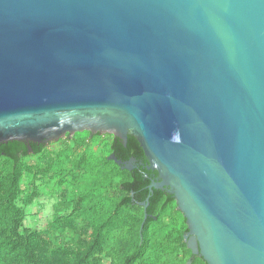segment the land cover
<instances>
[{
  "label": "water",
  "instance_id": "obj_1",
  "mask_svg": "<svg viewBox=\"0 0 264 264\" xmlns=\"http://www.w3.org/2000/svg\"><path fill=\"white\" fill-rule=\"evenodd\" d=\"M81 132L137 141L192 256L264 264V0H0V146Z\"/></svg>",
  "mask_w": 264,
  "mask_h": 264
},
{
  "label": "trees",
  "instance_id": "obj_2",
  "mask_svg": "<svg viewBox=\"0 0 264 264\" xmlns=\"http://www.w3.org/2000/svg\"><path fill=\"white\" fill-rule=\"evenodd\" d=\"M88 134L89 132L87 136ZM72 138L76 144L82 141L81 138H74V136ZM30 146L31 155L34 156L40 155L45 149L44 145L30 144ZM109 152L118 160L123 159L125 154H130L138 162L147 166L143 151L132 136H128L125 147L114 138ZM29 155L25 143L8 142L0 146V159L5 161L7 172L6 182L0 192V227L2 229L0 264H102L100 256L104 250L107 233L114 227L125 229L128 237L126 241L119 244L120 256L118 261H112V264H163L161 260L170 249L169 243L179 241L185 248L177 232L163 231L158 235V239H154L157 235L151 233L150 225L154 221L151 218L146 220L141 238L139 236L143 214L140 218L133 213L135 208L139 210L137 202H145L150 196L148 212L150 215H156L158 210L160 211L158 214H163L164 210L175 201L171 194L162 196L156 192L153 195L147 191L141 192L148 184L145 183L144 176H157L156 172L144 170L136 176L126 173L128 179L119 185L120 192L126 196L120 200L107 199L103 194L111 187L113 170L121 171L120 168L107 158H104V167L99 168L98 159L90 151H85L77 159L72 160L70 147L62 150L60 157L51 159L52 166L49 168L51 171L49 173L53 172L55 175V172L59 170L57 166L60 164L61 167L67 166L69 172L76 171L82 177H94L98 180L89 182L87 189L79 196L77 205L72 207L68 215H55L44 230L19 234L17 229L21 225L23 214L15 200L20 193L21 177L29 170L22 164V160ZM109 168L113 170L107 172ZM106 172L109 176L102 175ZM75 177L79 175L76 174ZM131 193H134V201L130 196ZM80 212L92 218L93 230L90 239L85 241L83 246L75 242L69 249L62 245L53 246L52 238H55L57 234L65 235V231L72 229L73 214L78 215ZM111 251L106 253L107 256H110ZM192 264H201V261L195 260Z\"/></svg>",
  "mask_w": 264,
  "mask_h": 264
},
{
  "label": "rangeland",
  "instance_id": "obj_3",
  "mask_svg": "<svg viewBox=\"0 0 264 264\" xmlns=\"http://www.w3.org/2000/svg\"><path fill=\"white\" fill-rule=\"evenodd\" d=\"M94 138H87V132H81L74 134V138H81L82 141L76 144L72 139L67 138L68 135L59 139L57 142L48 143L45 149L40 155H29L22 160V164L29 168L21 177L19 184L20 193L16 198L15 203L22 212V222L18 227L19 234H26L28 232L41 231L47 228L49 223L52 222L55 215H68L71 212L73 206L78 203V198L82 192L87 188L86 186L92 182H95L96 178H88L76 172H69L67 166H57L58 170L53 175L49 173L51 165V159H56L60 152L68 147L71 148V159H77L85 151H90L95 158L98 159L99 168L104 166V158L110 155L109 148L112 144L113 138L110 134H98ZM72 137V136H71ZM75 148V149H74ZM113 169L109 168L108 171ZM103 173L102 175L109 176V173ZM78 174L79 177H75ZM7 172L5 170V161L0 159V192L3 189V184L6 182ZM128 176L124 171H114L112 175L111 187L108 188L103 196L107 199H122L126 195H123L119 190V185L122 181H126ZM134 214H137L142 218V209H134ZM160 212L159 210L157 211ZM156 214L153 223L150 225L151 233L157 236L154 239H158V235L161 232H177L179 240L183 242V235L187 231V224L182 213L177 209L176 201L169 205L162 213ZM72 229L65 231V235H59L52 238L53 246H64L69 249L72 244L78 242V245H84L85 241L90 239L93 226L92 218L88 217L84 213L73 214ZM168 232V233H169ZM0 234L2 229L0 227ZM128 233L125 229L120 227H114L107 233L104 250L101 253L100 259L102 264H112V261H118L119 244L126 241ZM171 244V245H170ZM174 244V246L172 245ZM170 249L165 256L162 257L161 262L163 264H188V253L181 246L179 241L171 242L168 244ZM110 250V256H107V252ZM201 264H204L203 260H200ZM193 263V262H192ZM190 264V263H189Z\"/></svg>",
  "mask_w": 264,
  "mask_h": 264
},
{
  "label": "flooded vegetation",
  "instance_id": "obj_4",
  "mask_svg": "<svg viewBox=\"0 0 264 264\" xmlns=\"http://www.w3.org/2000/svg\"><path fill=\"white\" fill-rule=\"evenodd\" d=\"M96 136H99V135L96 134V135H94V136H90V134H88L87 138H94V137H96ZM67 138H72V137H69V136H68ZM112 138H113V140H114V137H113V136H112ZM112 142H113V141H112ZM123 157H124V158L121 159L120 161L126 163V164L129 166V168H130V170H125V169L122 170V169L119 167L120 170H122V171H124V172H126V173H128V174H130V175H133V176L138 175L141 171H144V170H145L146 172H153V171L147 170V168H146L147 166H144L142 162H138V161L136 160V158H134L133 156H130V154H125ZM144 180H145V183H148V184H147L146 188H143V189H142V191H141L142 193H144L145 191H147V192L150 193V195H153L154 192H156V194H160V195H162V196H163V195H168V194H170L168 188H164V189H162V190H160V189H151L152 192L149 191V187H150L151 185H153L154 183H159V182H160V180L157 179V176L152 175V176L148 177L147 175H145V176H144ZM130 196L132 197V199H133V201H134V193H131ZM149 197H150V196H149ZM140 203H142V202H137L136 204H137L138 207H140V208L142 209V214H143V207H141V206L139 205ZM149 208H150V204H148V206H147V208H146V213H147V215H149V216L155 218V217H156L155 215H150V214H149V212H148ZM148 219H149V218H148ZM153 220H154V219H153ZM183 243H184V241H183ZM184 245H185V243H184ZM185 249H186V250L188 251V253H189L188 261L190 262V264H192V262L195 261V260H203L201 257H199V255L192 256V255H191V252L186 248V245H185Z\"/></svg>",
  "mask_w": 264,
  "mask_h": 264
}]
</instances>
